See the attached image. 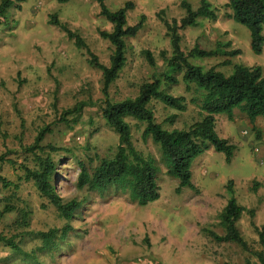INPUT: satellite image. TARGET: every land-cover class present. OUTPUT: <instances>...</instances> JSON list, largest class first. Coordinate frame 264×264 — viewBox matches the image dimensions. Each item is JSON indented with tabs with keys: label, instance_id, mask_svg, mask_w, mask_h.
Instances as JSON below:
<instances>
[{
	"label": "rangeland",
	"instance_id": "obj_1",
	"mask_svg": "<svg viewBox=\"0 0 264 264\" xmlns=\"http://www.w3.org/2000/svg\"><path fill=\"white\" fill-rule=\"evenodd\" d=\"M128 1L134 9L126 13L127 23L135 25L144 16V28L126 42L125 65L107 89L113 102L136 97L143 83L165 73L171 48L164 24L179 22L184 15L183 0H104V4L115 11ZM185 1L197 7L200 0ZM207 1L217 10L216 21H202L196 28L179 31L181 49L186 52L198 45L213 50L219 42H230L231 48L241 51L234 63L257 65L264 72V46L261 54L252 52L247 28L229 19V0ZM19 6L11 7L0 24V154L11 151L8 158L13 164L1 165L0 175L15 186L5 189L0 185V236L16 238L32 259L25 262L0 244V264H264V244L259 239L264 224V119L258 118L255 124L261 138L239 110L225 130L218 119L217 133L237 147L233 159L227 163L222 153L209 149L191 164L194 189L183 188L179 193L178 181L165 175L159 147L151 141L141 142L143 124L128 120L134 147L159 169V198L139 206L120 187L110 186L104 192L78 190L79 162L92 170L100 158H112L118 136L102 118V72L89 67L85 51L48 21L56 15L106 67L113 48L100 38L98 29L110 32L112 26L99 15L100 6L93 0H26ZM145 52L151 54L154 66ZM217 63L200 64L209 68ZM219 71L229 75L232 69ZM165 89L169 95L190 98L182 85ZM149 106L155 122L167 130L185 129L201 118L190 104L183 113L159 102ZM74 108L78 111L62 120L63 113ZM172 114L177 115L174 123H164ZM43 130L39 146L59 150L51 154L57 166L59 197L64 202L83 203L69 221L40 197L19 168L34 167L33 156L25 155L21 147L32 145ZM229 181L237 203L245 208L236 228L247 251L201 234L203 227L224 234L219 215L229 199ZM66 226L71 231L63 235ZM49 230L57 232L54 246L44 249L34 234Z\"/></svg>",
	"mask_w": 264,
	"mask_h": 264
},
{
	"label": "trees",
	"instance_id": "obj_2",
	"mask_svg": "<svg viewBox=\"0 0 264 264\" xmlns=\"http://www.w3.org/2000/svg\"><path fill=\"white\" fill-rule=\"evenodd\" d=\"M26 0H0V24L5 22V16L11 7L19 5ZM66 3L69 0H57ZM100 6L99 15L111 24L110 32L98 29L100 38L107 40L113 48L109 60V66L99 63L97 57L89 50L84 40L72 32L66 24L62 23L56 15H51L48 23L65 33L68 40L73 41L77 49L84 50L87 55L89 67L98 69L103 75V95L105 97L101 109L102 118L118 136V144L112 158H100L99 164L89 169L87 164L79 162V174L76 188L94 192H104L110 186L120 187L128 191L130 200L139 206H144L159 198L157 174L159 169L154 162L144 157L136 150L132 141L131 126L128 120L143 124L140 136L142 143L149 141L159 147L165 166V175L178 181L177 193L181 189H194L192 184V162L213 149L225 156V161L230 163L236 152V145L229 139L221 138L215 130V117L224 115L229 121L233 120L234 110L245 114L253 133L261 138V130L255 126L258 118L264 119V72L260 66H245L234 63V59L241 54L239 49L231 48L230 42H219L213 50H203L194 45L190 50L183 51L180 47L181 36L179 31L185 28H196L202 21H216L217 10L207 0H200L197 7L183 0L180 3L184 12L183 17L177 22H165V35L169 38L171 55L165 59L166 71L160 76L153 77L143 83L136 97L113 102L108 98L107 89L118 77L126 60V42L134 38L144 28V16H140L135 25H129L126 13L134 9V4L126 2L123 7L111 11L104 0H93ZM228 7L231 10L229 19L247 28L250 34V47L254 54L259 55L264 46V0H229ZM3 21V22H1ZM164 56V52L161 53ZM145 57L151 66L155 62L149 52ZM217 61L218 63L205 68L200 63ZM220 68H231L232 72L226 75L219 71ZM182 85L185 95L190 98L187 101L184 96L169 95L165 88H175ZM151 102H159L169 109L183 113L190 104L196 107L201 114L200 120L194 122L185 129L167 130L162 124L156 123ZM78 110H67L62 115L76 113ZM176 114L168 116L164 123L173 124ZM44 130L35 138L34 143L22 146L25 155L33 156L34 167L19 166L24 173V179L32 181L36 192L41 198L46 199L54 207L59 215L69 221L82 207L83 203L76 200L64 202L56 191V164L51 154L59 151L52 146H39L43 140ZM11 151L0 154V166L12 161L8 156ZM0 185L8 189L15 187L0 175ZM229 199L219 215L220 224L224 230L223 235H218L213 230L203 227L201 234L217 243H235L247 251L246 242L241 237L236 223L245 208L239 205L234 196L233 182L227 184ZM11 211V210H9ZM71 231L66 226L62 230L65 235ZM56 230L37 232L34 235L42 241L43 248L54 246ZM16 238L0 236V244L11 252L22 257L25 262H30L32 256L20 248ZM259 239L264 244V224L261 226Z\"/></svg>",
	"mask_w": 264,
	"mask_h": 264
},
{
	"label": "crops",
	"instance_id": "obj_3",
	"mask_svg": "<svg viewBox=\"0 0 264 264\" xmlns=\"http://www.w3.org/2000/svg\"><path fill=\"white\" fill-rule=\"evenodd\" d=\"M235 111V110H234ZM247 117H246V115L244 114V119H246ZM215 119H216V123H215V130H216V127H217V120L218 119H220V121L223 123V128H224V130H225V128L227 127V123L229 122V120L227 119V117L226 116H224V115H218V116H216L215 117ZM256 122H257V120H256ZM256 122H255V124H256ZM217 132V131H216ZM218 134V133H217ZM219 135V134H218ZM221 138H224V139H228L224 134L223 135H219Z\"/></svg>",
	"mask_w": 264,
	"mask_h": 264
}]
</instances>
